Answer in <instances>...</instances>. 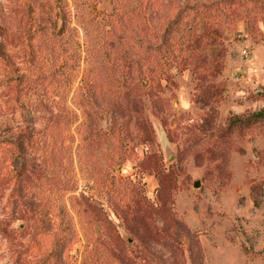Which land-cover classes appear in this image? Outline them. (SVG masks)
I'll list each match as a JSON object with an SVG mask.
<instances>
[{
	"label": "rangeland",
	"instance_id": "374dc122",
	"mask_svg": "<svg viewBox=\"0 0 264 264\" xmlns=\"http://www.w3.org/2000/svg\"><path fill=\"white\" fill-rule=\"evenodd\" d=\"M261 110L264 0H0V264H264Z\"/></svg>",
	"mask_w": 264,
	"mask_h": 264
},
{
	"label": "trees",
	"instance_id": "16d2710c",
	"mask_svg": "<svg viewBox=\"0 0 264 264\" xmlns=\"http://www.w3.org/2000/svg\"><path fill=\"white\" fill-rule=\"evenodd\" d=\"M255 1H262V0H255ZM264 118V110H261L253 115H251L248 119H240V118H235L232 122L231 125H237V124H242V123H251L253 121H259Z\"/></svg>",
	"mask_w": 264,
	"mask_h": 264
},
{
	"label": "water",
	"instance_id": "95a60500",
	"mask_svg": "<svg viewBox=\"0 0 264 264\" xmlns=\"http://www.w3.org/2000/svg\"><path fill=\"white\" fill-rule=\"evenodd\" d=\"M193 187H194V188H198V187H199V183H198L197 181L194 182Z\"/></svg>",
	"mask_w": 264,
	"mask_h": 264
}]
</instances>
